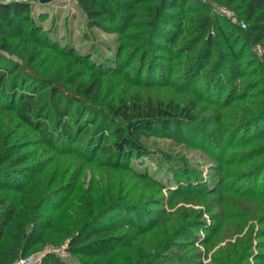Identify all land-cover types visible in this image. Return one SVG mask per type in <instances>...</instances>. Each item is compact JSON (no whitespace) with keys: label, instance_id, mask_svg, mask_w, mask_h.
I'll return each mask as SVG.
<instances>
[{"label":"rangeland","instance_id":"374dc122","mask_svg":"<svg viewBox=\"0 0 264 264\" xmlns=\"http://www.w3.org/2000/svg\"><path fill=\"white\" fill-rule=\"evenodd\" d=\"M23 1L32 4L34 30L26 37L10 35L12 49L5 55L24 68L30 66L35 78L45 80L44 86L52 83L76 97V83L96 70L101 90L93 101L81 97L83 103L105 109L110 102L134 95L182 104L194 99L198 131L184 130L180 138L150 132L142 138L144 155L132 154L114 166L108 149L90 160L94 142H87L93 131H79L72 140L55 135L54 148L46 143L40 125L29 126L16 113L17 97L0 95V159L5 152L13 153L1 167L8 173L5 180L16 186L0 191V199L18 205L27 229L44 227L40 242L24 245L26 255H33L35 264L49 253L65 264H93L68 250L70 237L90 222L97 227L124 226L115 237L118 254L101 258V264H133L143 253L158 251L175 253L177 264H264V218L257 220L264 213V175L258 177L253 195L234 193L248 188L253 173L264 165V154L243 150L264 143V72L254 64H264L261 44H242L231 37L226 42L213 26L215 53L228 54L230 43L240 58H230L208 97L199 86L205 68L191 90L186 89L178 80L181 58L154 50L150 59L133 50L138 42L131 36L137 28L131 27L124 37L91 27L77 0ZM198 2L223 22L224 29L228 22L248 31L250 23L242 28L244 21L233 10L235 17H228L221 0ZM36 35L45 46L41 58L29 64L27 50L37 48L28 40ZM121 45L129 47L122 51ZM238 65L241 72L229 85L230 66ZM232 85L236 96L228 99ZM23 91L31 94L30 89ZM240 121L254 122L241 136L239 127L233 129ZM78 125L84 127L73 123L74 128ZM14 233L7 227L2 242L15 238ZM165 245L175 250H163Z\"/></svg>","mask_w":264,"mask_h":264},{"label":"trees","instance_id":"16d2710c","mask_svg":"<svg viewBox=\"0 0 264 264\" xmlns=\"http://www.w3.org/2000/svg\"><path fill=\"white\" fill-rule=\"evenodd\" d=\"M221 2L228 9L235 11L238 18L244 21L246 25L244 28H247V22L250 23L248 31L236 28L228 22V28L224 29L223 22L219 21L218 17L210 16L209 8L200 4L198 0H77L89 26L107 32H116L124 37H128L131 27L137 28L139 31L131 37L133 42L138 44L134 47L130 45L134 48L131 49L143 52L144 56L150 59L154 56V50L166 51L172 59L181 58L183 68L178 73V80L186 89L191 90L192 84L198 80L205 68L204 81L199 86L203 87V92L208 97L212 94V88L218 83L216 76L223 74L222 70L230 63V58L237 61L240 58L230 43H228V54L220 50L215 53L217 39L211 32L213 26L226 42V39L231 37L235 41L243 40L242 44L245 42L261 44L264 49V0H221ZM187 11H190L189 14ZM33 19L32 4L29 2L0 1V95L19 99L16 113L25 124L33 127L40 125V131L48 145L55 148L57 136L72 140L79 131L87 129L89 133L93 131L87 142V144L94 142L90 151V160L94 159L95 153L108 149L114 155V166H118L120 160H127L132 154L142 156L146 153L142 138L148 136L150 132L180 138L184 130L194 133L197 131L194 99L182 104L174 100L142 99L139 95H134L110 102L105 109L93 108L83 103L81 97L93 101L101 90L102 81L96 70L90 71L86 80L76 83L77 91L73 92L76 97L63 88L57 89L51 85L52 83L44 86L45 80L40 77L35 78L30 66L26 65L27 68H24L5 55L12 49L8 42L9 36L23 34L26 37L34 30ZM28 41V44L37 48V51L27 50V63L31 64L41 58L45 44L37 35ZM128 47L121 45L120 49L123 51ZM254 64L260 66L259 72L263 74L264 64L257 61ZM240 72L239 65L230 66L227 83L230 85ZM233 85L229 90L228 99L236 96ZM24 89H30L31 94L24 92ZM261 93L264 94V90ZM197 97L201 98L202 95L198 94ZM258 118L260 116L256 120ZM76 122H82L84 127L78 125L74 128L73 123ZM245 123L246 121H240L233 127V129L239 127L237 133H240V136L248 129L249 124L254 122ZM48 124L53 125L56 133L48 130ZM96 133L99 134L95 138ZM260 138H264V130ZM104 140L107 142L102 145ZM263 149L264 143L255 149L243 150L246 153L256 151L259 156L264 154ZM2 156L0 191L16 189V186L5 180L8 173L1 167L13 158V153L5 152ZM263 171L264 165L258 167V173L254 172L249 181V189L245 188L241 192L237 189L234 193L241 196L253 195L258 177L264 175ZM17 208V204H7L0 199V264H13L18 258L26 255L24 245L42 240L44 227L34 225L31 229H27L22 221L23 215ZM262 214L257 220L262 216L264 218V213ZM85 224L86 227L80 228L70 237L68 250L71 253L87 257L93 264H101V258L118 254L115 237L120 234L123 225L111 223L97 227L90 222ZM7 227H11L16 235L10 241L2 242ZM33 230L34 232L27 233ZM164 248L168 252L175 250L168 245L162 249ZM177 257L172 252L162 254L158 251L151 255L143 253L133 264H177ZM41 264L65 263L55 254L49 253L41 260Z\"/></svg>","mask_w":264,"mask_h":264},{"label":"built area","instance_id":"2783aa9c","mask_svg":"<svg viewBox=\"0 0 264 264\" xmlns=\"http://www.w3.org/2000/svg\"><path fill=\"white\" fill-rule=\"evenodd\" d=\"M223 11L227 14L228 17L234 18V12L227 7H223ZM245 23H241V27L244 28ZM13 264H35V259L33 255H25L18 258Z\"/></svg>","mask_w":264,"mask_h":264},{"label":"water","instance_id":"95a60500","mask_svg":"<svg viewBox=\"0 0 264 264\" xmlns=\"http://www.w3.org/2000/svg\"><path fill=\"white\" fill-rule=\"evenodd\" d=\"M41 3H46V2H49V1H52V0H39Z\"/></svg>","mask_w":264,"mask_h":264}]
</instances>
